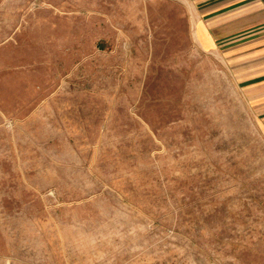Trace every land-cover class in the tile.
I'll return each mask as SVG.
<instances>
[{"label": "rangeland", "instance_id": "rangeland-1", "mask_svg": "<svg viewBox=\"0 0 264 264\" xmlns=\"http://www.w3.org/2000/svg\"><path fill=\"white\" fill-rule=\"evenodd\" d=\"M24 1L0 7V264H264V54L202 49L193 0Z\"/></svg>", "mask_w": 264, "mask_h": 264}, {"label": "crops", "instance_id": "crops-1", "mask_svg": "<svg viewBox=\"0 0 264 264\" xmlns=\"http://www.w3.org/2000/svg\"><path fill=\"white\" fill-rule=\"evenodd\" d=\"M20 1L0 0V7L20 8ZM32 1L25 0L24 6ZM193 3L196 7L194 36L202 49L216 50L217 44L227 39L231 55L240 57L257 51L264 54V28H261L264 27V0H193ZM257 73L263 80L260 84L263 91L264 65Z\"/></svg>", "mask_w": 264, "mask_h": 264}]
</instances>
